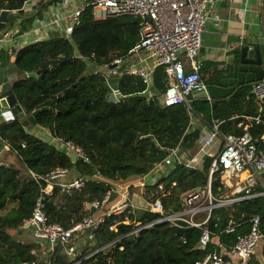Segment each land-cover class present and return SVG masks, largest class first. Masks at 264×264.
Segmentation results:
<instances>
[{"label":"trees","instance_id":"16d2710c","mask_svg":"<svg viewBox=\"0 0 264 264\" xmlns=\"http://www.w3.org/2000/svg\"><path fill=\"white\" fill-rule=\"evenodd\" d=\"M25 1L0 0V10L8 11L10 20H14L13 12L22 15ZM57 1L61 0H52ZM40 16L41 12L21 16L14 35L26 32ZM141 23L140 17L129 14L96 19L92 7L86 6L71 32L72 41L53 35L18 49H0V67L13 63L19 73L11 88L25 113L29 115L45 107L37 114L36 124L47 128L53 136L72 141L86 156V160L74 158L56 144L28 133L18 119L0 124L1 140L27 171L23 174L13 166L0 165V264L70 263L59 244L49 257L43 254L44 247L37 241H19L14 237L22 228L23 220L30 216L39 191L30 171L44 175L52 169L65 167L74 174L89 177L80 190L63 194L55 189L45 198L48 221L69 228L93 212L88 203L101 200L108 190L116 189L117 181H130L149 172L174 148L194 153L201 134L199 125L218 122L223 134L242 133L246 126L257 139L264 133V123L243 118L259 116L264 121V99L261 107L255 103L251 84L238 86L226 98L190 95L189 107L183 103L161 106L160 96L169 82L164 67L157 66L149 87L137 75H119L120 95L115 101H109L105 73L94 72L93 68L110 65L115 58L125 56L140 40ZM234 52L237 54V50ZM126 66L121 65L120 71ZM28 72H37L38 77H28L25 74ZM202 73L206 84L214 83L221 69L216 62H203ZM259 147L264 150L261 141ZM211 160V157L204 158L199 168L174 162L161 179L166 190L162 197L166 213L182 209L184 192L206 184ZM95 170L101 179L90 178ZM211 185L213 196L223 197L219 173L213 175ZM155 187L148 185L145 195ZM116 197L117 193L112 191L111 203L100 211L105 213ZM255 214L261 216L264 233V197L213 209L208 225L218 237L217 247L213 241L205 247L199 245V228L178 227L168 221L128 234L138 225L155 221L158 218L155 213L135 211L106 216L93 235L90 232L86 236V245L77 258L106 246L78 264H195L214 248L220 250L222 247L226 251L233 246L239 236L248 232L249 220ZM203 217L204 214H200L196 219ZM125 219H129V223H123ZM230 220L236 226L233 231L226 232ZM115 223L116 230L110 229ZM260 249L264 258V242ZM249 264L261 262L254 257Z\"/></svg>","mask_w":264,"mask_h":264},{"label":"built area","instance_id":"2783aa9c","mask_svg":"<svg viewBox=\"0 0 264 264\" xmlns=\"http://www.w3.org/2000/svg\"><path fill=\"white\" fill-rule=\"evenodd\" d=\"M214 1L85 0L81 5L71 7L67 4V0H61L53 2L58 4L51 10L49 18H36L37 20L34 24L32 23L31 29L37 35L48 30L55 31V35L72 41L71 32L79 23L80 15L86 6L92 7L96 19L124 14L138 16L142 19L139 42L125 56L117 57L110 65H105L113 74H106V78L118 77L122 73L134 74L139 76L149 87L154 69L157 66H163L169 84L160 96L161 106L183 103L189 107V96L192 95L193 91H206V83L203 80L202 73L203 61L197 58L202 46V34L207 20V11ZM50 3H52V0H27L24 2L21 11H30L37 6L39 7L40 4L46 6ZM37 12L42 13V10ZM61 19L68 22L67 29L60 30L57 28L58 21ZM20 21L21 17H19L18 24ZM18 24L13 32V37L7 39L3 36L0 38V49H15V38L18 36L14 34L18 29ZM141 54L143 55L141 57L142 64L138 60ZM132 57H135L137 61L128 64L127 60ZM147 57L152 60L151 65L144 63ZM125 63L127 64L126 68L120 71V66ZM111 65H115V68H110ZM93 71L99 70L95 69ZM112 93L115 99L120 95L118 88L113 89ZM251 93L255 99H264V78L251 83ZM249 118L253 122L264 123L259 116ZM218 125V122H213L211 125L201 128V134L196 141V151L194 153H187L186 151L184 153L174 148L149 172L140 175L139 180L121 183L119 191L117 188L108 190L101 200L89 202L88 208L93 212H90L69 228L48 221L45 211V198L52 195L55 189L63 194L80 190L89 177L73 174V171L65 167L52 169L44 175H38L30 171V175L38 183L39 191L30 216L23 220L21 227L28 225L33 229L35 241L44 247L43 254L45 256H52L55 246L59 244L70 259L69 264H78L106 246L103 245L81 258H77L75 246L72 244L73 239L81 235L87 236L90 232L93 235L100 224L104 222L106 216L120 215L124 212L147 211L158 214L155 221L145 225H138L139 223H137L138 226L128 234L136 233L138 230L154 223L165 221L181 227L179 222L184 221L188 223L187 226L199 228L198 243L201 247L207 246L215 236L208 225L213 209L253 197H264V150L259 147V141L264 145V133L257 139L245 127L242 133L223 134L219 131ZM44 140L56 144L74 158L82 157L83 160H86L82 148L70 140H63L51 133ZM24 146L22 143V147ZM206 157L212 158L206 184L184 192L181 195L182 209L166 213L162 202L166 190L161 179L167 175L175 161L190 168H199ZM0 165L5 164L0 162ZM215 173H219L224 189L231 188L228 195L220 198L213 196L211 183ZM243 173L245 176L242 178ZM90 178L101 179L97 171ZM152 184L156 186L155 190L145 195L147 186ZM131 187L138 188L142 196V205H139V207L133 204L130 197L129 190ZM112 191L117 193L118 200L113 201L103 213L106 204L111 201ZM96 212L101 213L96 214ZM200 214H204V217L196 219ZM122 222L127 224L129 219ZM235 226L236 223L230 220L225 231L231 232ZM109 228L116 230V223L110 225ZM263 242L264 233L261 230V216L255 214L249 220L248 232L239 236L233 246L222 252L218 248H214L195 264H249L258 245ZM214 244L216 247L219 245V243ZM224 254H227L228 257L225 258Z\"/></svg>","mask_w":264,"mask_h":264},{"label":"crops","instance_id":"0c3cea01","mask_svg":"<svg viewBox=\"0 0 264 264\" xmlns=\"http://www.w3.org/2000/svg\"><path fill=\"white\" fill-rule=\"evenodd\" d=\"M83 1L85 0H67V4H69L71 7H74L81 5ZM42 4H40L39 7L37 6L33 10L22 12V15L18 14L16 11L13 12L16 17L14 20H9L11 21L10 26L6 30L4 38L8 39L13 37V32L17 28L19 17L31 16L37 11L42 10L41 16L39 18H49L51 10L54 9V6L58 3L52 2L46 6ZM239 12L242 13L239 14ZM37 19H34L33 24ZM32 26L26 32L15 38V49L55 35V31L49 30L37 35L31 29ZM57 28L60 30L67 29L68 22L64 19L59 20ZM237 38H239V41L237 40ZM241 38H246V42L250 43L251 45L260 44L264 46V0H215L212 6H210L207 11V20L205 23L204 32L202 34V46L197 59L203 62H216L218 64V68H220L221 65H226L228 62H231L234 59V56L237 55L234 51L237 50L238 53ZM139 57L140 58L138 60L142 64L143 62L141 57H143V55L141 54ZM11 62H13V58L11 59ZM144 63L147 65H151L152 60L147 57L145 58ZM102 72H104L105 75H113L109 69ZM18 77L19 73L15 69L13 63L9 64L5 68L0 67V92L7 89H12V82ZM107 78H105L106 81ZM203 95L206 96L205 92L193 94V97H199ZM260 102L261 100L255 99V103L261 107ZM249 117L251 116H245L243 118L244 120L252 122V119H250ZM13 119L14 117L10 110L0 108V124L2 122ZM199 126L203 127L204 125ZM24 128L28 133L38 136L43 140L46 139L48 135H50V131L47 128L41 127L37 124L29 123L27 126H24ZM195 151L196 149L194 150V152ZM0 162H3L5 166L13 167H15L14 162H18L16 154L11 151L9 146L3 141L2 143H0ZM19 170H21L23 174H27V171L24 169V167ZM244 176L245 174L243 173L241 177L243 178ZM139 178L140 175L136 176L130 181L119 180L116 182V188L119 191L121 183L136 181L139 180ZM229 190H231V188L224 189V192H227ZM130 195L133 204L138 207L139 205H142V196H137L135 190ZM115 200H118V195ZM98 213L99 212H96V214ZM16 235L18 236H16V238L19 241L30 242L35 240L33 236V229L31 227H22L18 229ZM212 241L216 244L219 243L218 237L216 236L213 237ZM260 246L261 243L258 245L255 254L251 257L250 262L255 257L261 262V264H264V258L260 255ZM220 251H224V248L221 247Z\"/></svg>","mask_w":264,"mask_h":264},{"label":"water","instance_id":"95a60500","mask_svg":"<svg viewBox=\"0 0 264 264\" xmlns=\"http://www.w3.org/2000/svg\"><path fill=\"white\" fill-rule=\"evenodd\" d=\"M10 18L6 10H0V38L6 34V30L10 26ZM239 41V38H237ZM264 46L260 44H250L246 42V38L240 39V47L237 55L231 62L220 67L221 73L217 76L214 83L206 84L205 94L208 99L226 98L238 86L251 84L264 78ZM115 68V65L109 66ZM28 77H38L37 72H28ZM119 77H110L105 84V90L108 92V100L115 101L112 93L113 89L118 88ZM0 108L10 110L14 119H18L23 126L29 123L36 124V116L45 107L32 111L29 115L25 113L22 106L17 101L12 89L0 92ZM0 143L2 140L0 139ZM83 159L82 157H79ZM96 172V170H95ZM181 226H187L188 223L180 221ZM28 228V225H24Z\"/></svg>","mask_w":264,"mask_h":264},{"label":"rangeland","instance_id":"374dc122","mask_svg":"<svg viewBox=\"0 0 264 264\" xmlns=\"http://www.w3.org/2000/svg\"><path fill=\"white\" fill-rule=\"evenodd\" d=\"M128 64H132V63H135L136 62V59H135V57H132V58H129L128 60ZM126 64V63H125ZM94 67V66H93ZM95 69H98L99 71H107V67H105V66H95L94 68H93V70H95ZM202 91H193L192 92V96H193V94H199V93H201ZM194 150H195V148H194ZM186 152L188 153L189 151H187L186 150ZM184 153H185V151H184ZM10 154H12V153H10ZM185 155V154H184ZM14 165H15V167L16 168H18V169H22L23 168V166H22V164L18 161V162H14ZM135 190V192H136V195L137 196H141V194L139 193V189L138 188H132V193H133V191ZM230 191V190H229ZM229 191H227V192H224V194H223V196H225V195H227V194H229ZM131 193V194H132ZM136 197V196H135ZM13 231V230H12ZM17 235H16V233L14 234V237H16ZM18 237V236H17ZM72 244L75 246V251H76V254L78 255L79 253H80V251L82 250V248H84V246L86 245V235H81L80 237L79 236H77L75 239H73V242H72Z\"/></svg>","mask_w":264,"mask_h":264}]
</instances>
